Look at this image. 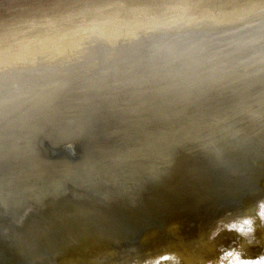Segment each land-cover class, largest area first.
I'll use <instances>...</instances> for the list:
<instances>
[{
  "label": "bare ground",
  "instance_id": "bare-ground-1",
  "mask_svg": "<svg viewBox=\"0 0 264 264\" xmlns=\"http://www.w3.org/2000/svg\"><path fill=\"white\" fill-rule=\"evenodd\" d=\"M0 87L1 255L264 254L260 0H0Z\"/></svg>",
  "mask_w": 264,
  "mask_h": 264
},
{
  "label": "snow or ice",
  "instance_id": "snow-or-ice-1",
  "mask_svg": "<svg viewBox=\"0 0 264 264\" xmlns=\"http://www.w3.org/2000/svg\"><path fill=\"white\" fill-rule=\"evenodd\" d=\"M260 11L264 13V0H260ZM10 110V102L4 95L2 87H0V117H4ZM0 193V197H2ZM258 215L264 219V203L258 204ZM226 230L236 232L240 236H247L254 231L253 220L249 217H244L235 220L226 226ZM163 261L171 259L170 256H162ZM159 264V262H158ZM219 264H264V254H256L253 256L246 255L236 248H229L222 252Z\"/></svg>",
  "mask_w": 264,
  "mask_h": 264
},
{
  "label": "water",
  "instance_id": "water-1",
  "mask_svg": "<svg viewBox=\"0 0 264 264\" xmlns=\"http://www.w3.org/2000/svg\"><path fill=\"white\" fill-rule=\"evenodd\" d=\"M232 197H216L208 202H206V206L207 204L210 205V204H219L220 202H223V201H229L231 200ZM205 206V207H206ZM150 222V220L148 221ZM139 226V225H138ZM137 227V226H136ZM134 230V229H133ZM23 261H19L13 257H8V256H5V255H1L0 254V264H22Z\"/></svg>",
  "mask_w": 264,
  "mask_h": 264
}]
</instances>
